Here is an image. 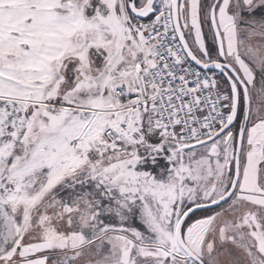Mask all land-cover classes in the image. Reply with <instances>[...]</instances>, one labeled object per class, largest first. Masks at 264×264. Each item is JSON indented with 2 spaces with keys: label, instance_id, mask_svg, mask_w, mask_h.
Listing matches in <instances>:
<instances>
[{
  "label": "snow or ice",
  "instance_id": "6c2138e0",
  "mask_svg": "<svg viewBox=\"0 0 264 264\" xmlns=\"http://www.w3.org/2000/svg\"><path fill=\"white\" fill-rule=\"evenodd\" d=\"M0 264H264V0H0Z\"/></svg>",
  "mask_w": 264,
  "mask_h": 264
}]
</instances>
